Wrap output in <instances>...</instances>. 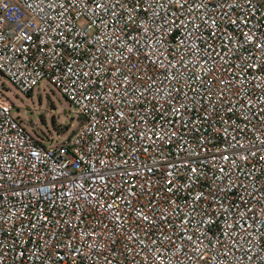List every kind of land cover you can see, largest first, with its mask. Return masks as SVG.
Wrapping results in <instances>:
<instances>
[{
	"label": "built area",
	"instance_id": "1",
	"mask_svg": "<svg viewBox=\"0 0 264 264\" xmlns=\"http://www.w3.org/2000/svg\"><path fill=\"white\" fill-rule=\"evenodd\" d=\"M0 75L82 119L0 92V264H264V0H0Z\"/></svg>",
	"mask_w": 264,
	"mask_h": 264
},
{
	"label": "rangeland",
	"instance_id": "2",
	"mask_svg": "<svg viewBox=\"0 0 264 264\" xmlns=\"http://www.w3.org/2000/svg\"><path fill=\"white\" fill-rule=\"evenodd\" d=\"M0 92L13 103V114L27 130L42 137L46 144L62 140L82 122L65 97L47 80H41L31 92L23 94L0 75Z\"/></svg>",
	"mask_w": 264,
	"mask_h": 264
}]
</instances>
